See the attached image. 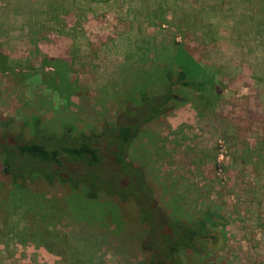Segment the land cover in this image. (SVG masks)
<instances>
[{
	"label": "rangeland",
	"instance_id": "obj_1",
	"mask_svg": "<svg viewBox=\"0 0 264 264\" xmlns=\"http://www.w3.org/2000/svg\"><path fill=\"white\" fill-rule=\"evenodd\" d=\"M44 3L31 40L18 24L27 5L0 11V144L56 147L98 133L140 94L165 92L164 53L179 43L213 73L215 97L202 105L173 86L183 102L140 127L126 158L171 221H214L184 262L264 264V0H48L45 14ZM7 169L0 148V264H125L96 241L81 257L66 243L97 223L71 198L81 188L36 173L19 186ZM131 231L133 241L144 229Z\"/></svg>",
	"mask_w": 264,
	"mask_h": 264
},
{
	"label": "trees",
	"instance_id": "obj_2",
	"mask_svg": "<svg viewBox=\"0 0 264 264\" xmlns=\"http://www.w3.org/2000/svg\"><path fill=\"white\" fill-rule=\"evenodd\" d=\"M40 2L45 4V14L48 12V0H0V11L12 8L13 16H16L20 8L18 4L27 5L30 13L22 16L24 19L19 18L18 24L28 29L26 37L34 39L36 35L31 32L34 26L31 17L36 13L33 7ZM260 9L264 19V6ZM262 42L264 48V39ZM175 45V49L170 48L164 53L168 65L161 72L166 81L165 92L149 97L140 94L136 104L126 103L123 110L114 115L112 123L104 124L98 133L81 136L75 141L62 139L56 147H46L37 142L15 141L14 144L13 141L10 143L13 146L7 142L0 144L3 145L0 148L5 155L7 171L14 173L12 179L18 181L19 186L30 181V173H36L48 183L57 181L68 183L74 190L82 189L70 191L71 198L77 199L75 205L84 201L85 214L95 213L92 220L97 223H89L94 228L92 233L86 231L88 226L81 228L80 225L70 232L79 241L69 240L66 243L71 246L76 243L80 257L82 253H90L91 242L96 241L93 247L111 248L118 263L188 264L181 258V251H194L195 240L203 237L204 224H215L208 218L191 224L171 221L147 188L143 168L131 164L126 158L127 148L139 128L168 112L170 107L166 105L169 101H182L171 93L173 86L179 85L197 93L202 105L215 97L213 73L187 55L179 43ZM5 63L0 55V70L6 68ZM112 175V179L107 178ZM115 201L121 204L120 208L114 205ZM120 210L122 213L115 215L114 219L109 217L112 212ZM71 212L73 215V210ZM109 218L114 224L111 230L104 224ZM98 222H102L101 225ZM140 228L144 232L132 241L129 237L131 230ZM48 251L51 252V249L48 248Z\"/></svg>",
	"mask_w": 264,
	"mask_h": 264
}]
</instances>
